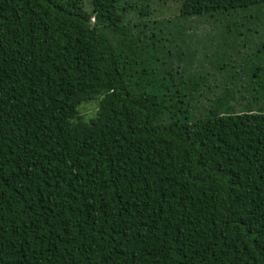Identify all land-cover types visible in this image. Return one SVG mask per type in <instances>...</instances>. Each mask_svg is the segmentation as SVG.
<instances>
[{
  "label": "trees",
  "instance_id": "trees-1",
  "mask_svg": "<svg viewBox=\"0 0 264 264\" xmlns=\"http://www.w3.org/2000/svg\"><path fill=\"white\" fill-rule=\"evenodd\" d=\"M167 1L0 0V264H264V0Z\"/></svg>",
  "mask_w": 264,
  "mask_h": 264
},
{
  "label": "rangeland",
  "instance_id": "rangeland-1",
  "mask_svg": "<svg viewBox=\"0 0 264 264\" xmlns=\"http://www.w3.org/2000/svg\"><path fill=\"white\" fill-rule=\"evenodd\" d=\"M163 6L164 7L159 8L160 9L159 11L154 13L153 15L154 18L171 19L173 16L177 14V9L175 8L174 3L171 2L170 0L167 1ZM186 23H189L190 25L195 24L196 26L194 32L192 30H188V29L186 30V32L189 35L193 33V36H190V42L194 43V47H197L199 52V56L198 55L196 56V62H194L192 66L194 67V69H198L199 68L198 63H202V67H204L207 70L211 69L212 66H209L207 61L209 59L215 60L216 56L218 55L219 47L211 43H205V42L201 43L202 41H199V39H201V34L203 32L214 33L212 22L205 21L200 17L198 18L194 17L191 18L190 21L188 20ZM263 35H264V28H259L255 34V41H261ZM203 46H205L204 49H202ZM202 54L206 57H204ZM96 102L97 101L94 99L90 102H85L80 104L77 107L78 115H80L84 119L91 118L96 111ZM205 102L206 101H203V103ZM200 110L202 109L200 108Z\"/></svg>",
  "mask_w": 264,
  "mask_h": 264
}]
</instances>
